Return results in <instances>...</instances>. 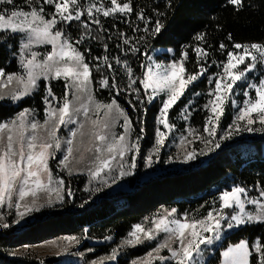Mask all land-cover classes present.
I'll return each instance as SVG.
<instances>
[{
  "label": "snow or ice",
  "instance_id": "1",
  "mask_svg": "<svg viewBox=\"0 0 264 264\" xmlns=\"http://www.w3.org/2000/svg\"><path fill=\"white\" fill-rule=\"evenodd\" d=\"M228 2L236 10L245 6L244 0ZM46 6H50L51 11ZM134 11L132 0H108L107 4L99 6L90 0L86 11L80 0H24V6H17L16 0H0V35L10 33L9 38L20 37L19 64L22 70L11 74L0 70V99L5 98L3 89L13 84L16 87L7 96L13 101H19L32 95L40 86L38 81L64 80L62 97H57L50 83L45 85L43 124L35 119L34 110L29 109L20 111L10 123H0V208H15L17 223L29 210L35 208L40 193L46 194L49 204L53 203V194L56 202H64L65 181L54 177L49 166V160L56 158V151L64 152L59 166L61 171L67 170L69 175L73 172V164H84L92 179L102 177L105 172L118 173L121 177L132 174L131 170L137 166L135 153L139 152V141L145 129L140 127V134L134 136L133 120L115 98L121 94L135 95V103L128 101L133 111H139L138 106L159 100L156 124L171 131L174 125L170 122V110L185 95L190 85L195 86L205 77L209 87L204 93L207 102L203 109L207 113L203 133L207 135L198 134L195 129L189 128V136L199 139L205 146L214 144L215 148H219L220 143L216 142L217 129L229 103L236 114L232 124L223 130L220 140L229 139L243 131L264 132V44L257 42H234L232 50H229V45L221 43L219 49L222 55L226 54V59L212 60L211 64L207 63L209 52L196 46L192 50L196 54L198 71L187 74L184 62L188 59V51L181 54L180 60L170 64H161L148 57L151 62L140 65L144 70L142 75H137L128 60L118 55L115 57V65L122 66L127 84L121 86L115 75L111 78L102 76L98 81L100 87L112 91L114 98L107 103L97 100L91 89L92 69L79 46L90 35L89 24L102 28L99 14L109 17L118 13L128 17ZM157 15L163 16L164 13ZM82 16L87 17V23L82 20ZM136 16L138 20L145 22V26L141 28L137 25L133 31L142 32L143 35L133 38L123 32L118 33L120 43L116 47L123 56L140 54L141 45L146 48L148 39L156 37L165 27L162 20L152 21L142 11L136 13ZM74 21H79L85 29L76 39L68 31ZM196 40L203 42L205 36L198 35ZM228 40L232 41L231 35ZM41 47L43 51L36 50ZM104 49L108 51L107 44ZM87 51L90 52V49ZM103 60L106 67L115 73L116 69L109 62V57L106 55ZM212 65L218 71L209 73ZM96 71H99V67ZM253 73L256 75L253 76ZM238 82L245 97L239 103L235 98L241 94L236 91ZM194 94L202 95L201 92ZM53 102H56V106H53ZM189 115L186 107L181 114L182 119L187 120ZM121 120L123 123H120ZM257 122L260 127L254 128L253 125ZM140 123L143 124V121ZM71 124L78 127L70 129L69 138L61 140L57 137L56 133L61 125L67 127ZM117 125L123 129L122 133L115 131ZM41 128L46 130V136L40 134ZM77 136L80 137L79 146ZM85 136L88 137L87 145ZM154 139V152L158 154L167 139L165 131L157 127ZM186 140L184 137L181 142ZM62 144L66 146L63 149ZM85 153L91 155L86 157ZM129 154H132L130 159L127 158ZM200 154L207 153L202 149ZM196 157L195 149L188 151L184 162ZM147 163L151 166V156L147 158ZM104 182L107 183L106 180ZM258 191V196L250 195L245 187L234 186L230 191H224L219 196L218 206L214 203L202 218H190L186 214L183 218H177V210L172 209L165 215L148 221L147 227L137 223L128 233V238L119 248H113L111 255L105 259L115 262L120 249L156 241L160 233H164L162 240L144 256L132 259L131 264H200L199 258L203 255L201 245L221 241L225 229L264 223V186H258ZM67 195H72L71 189H68ZM29 197L31 202L24 204V211H21L22 202ZM246 205L253 207L247 210ZM2 226L8 227L7 224ZM208 233L212 235H206ZM64 239L79 242L75 236ZM220 256V264H264V238L258 236L252 241L240 239L228 244Z\"/></svg>",
  "mask_w": 264,
  "mask_h": 264
},
{
  "label": "trees",
  "instance_id": "2",
  "mask_svg": "<svg viewBox=\"0 0 264 264\" xmlns=\"http://www.w3.org/2000/svg\"><path fill=\"white\" fill-rule=\"evenodd\" d=\"M90 0H80L85 11ZM91 2L107 4L108 0H91ZM17 6H24V0H16ZM135 11L128 17L120 14L103 17L100 26L89 24L90 35L79 48L85 53L87 62L93 73V94L97 100L107 103L114 98V93L107 88H101L98 81L102 76L111 78L113 75L121 84L126 86L127 79L123 74L122 66L115 65V57L121 56L128 60L137 75H142L141 64H146L148 57L154 56L159 49H170L176 59L182 58L181 54L188 51V59L184 62L186 74L198 71L197 58L192 50L196 46L209 52L208 64L212 60L226 59L219 49L221 43L229 45L252 42L264 44V0H244L241 10L231 5L228 0H132ZM169 3L171 6L169 7ZM11 7V6H6ZM51 11L50 6H46ZM143 12L145 17L155 21L162 20L164 29L156 37H150L147 47L141 45V53L123 56L116 47L120 40L118 33L123 32L130 37L143 35L133 29L139 25L145 26L143 20H138L136 13ZM157 13H164L158 16ZM82 20L88 22L86 16ZM69 34L78 38L85 32L79 21H74L68 28ZM203 34L205 41H197L196 37ZM232 36V41L228 36ZM11 34L0 35V70L5 73H18L20 65L18 54L20 50V37L9 38ZM91 37H99L92 39ZM108 45L105 51L104 45ZM90 49V52L87 50ZM109 57V62L116 69L115 73L104 64V56ZM99 58V59H97ZM99 67V71L96 68ZM218 71L215 65L209 68V73ZM199 86H204L206 78ZM40 81L35 93L24 99L13 102L0 101V123L18 115L24 109L34 110L37 117L42 120L45 116L46 105L43 97L46 95L45 85ZM57 97H62L64 80L50 83ZM200 89L198 87L195 92ZM143 91V90H142ZM191 93L183 96L169 112V118L178 126H185L187 120L182 119V112L186 102H189ZM133 120L134 136L139 133L140 127L145 131L139 141L143 150L150 147L154 137L156 116L159 104L157 102L140 107L133 111L128 101L135 103V95L121 94L115 97ZM227 106L223 116V126L229 125L232 115ZM197 114H195V117ZM139 118V119H138ZM143 121V124L140 121ZM52 172L65 181V187L71 189L74 196H80L84 189V179L70 178L50 163ZM234 186H243L249 190L250 195L258 196V186H264V139L240 141L228 144L214 152L204 163L184 171H175L159 175L138 186L130 193H117L113 195H100L81 207H68L63 212H55L19 230H0V264H25L19 259L7 258L6 251L37 244L46 240L66 235H83L93 241L109 240V244H99L96 248L97 257L108 253L119 241L124 239L133 226L140 223L143 218L159 208L176 209L177 213H197L201 210L203 217L211 210L214 203L218 206L219 196L224 191H230ZM77 192V194L75 193ZM199 212V214H200ZM264 238V223L250 224L239 227L234 232L227 234L219 248L210 256L206 264H220L221 251L231 243L240 239L252 241L256 237ZM111 237V239H107ZM151 247L141 245L131 250L124 251L119 264H127L132 259L144 256ZM46 264H54V259H46Z\"/></svg>",
  "mask_w": 264,
  "mask_h": 264
},
{
  "label": "rangeland",
  "instance_id": "3",
  "mask_svg": "<svg viewBox=\"0 0 264 264\" xmlns=\"http://www.w3.org/2000/svg\"><path fill=\"white\" fill-rule=\"evenodd\" d=\"M36 50L43 51L44 49L43 47H41ZM155 53L159 55V58L154 59V56H152L151 59L161 64H170L173 61L178 60L174 57L173 51L170 49H159V50H156ZM19 54H20V50H19ZM19 54H18V61H19ZM150 62L151 61L147 60V63H150ZM21 71L22 70L20 67L19 72ZM252 75L255 76L256 74L253 73ZM60 80H63V79H60ZM202 80L204 79L201 78L200 81L195 84V86L190 85L184 95L185 97L187 96L188 93H191L189 102H186V105L184 106V109L187 107L190 112V115L187 119V122L185 123V126L184 127L183 126L180 127V125L176 126L172 122V120H170V122L174 125V128L171 131H169V130L163 129L162 125H157L155 123L154 134H155V129L157 127H160L162 131H165L166 136H167V139L165 140V144L162 148H160L157 154L154 152V148H155L154 137H153V141L150 147L145 150L141 148V144L139 142V152L135 153L137 166L135 169L131 170L132 171L131 175H124L123 177H121L118 175V173L105 172L102 174V177L92 179L89 176L88 171L84 168V164L71 165V167L73 168V172L71 175H69L67 170L61 171V168L59 166V160L64 155V152L56 151L55 152L56 158L49 160V166H50V163L54 161V166L59 171L64 173L65 176H68L70 178L84 179L85 185H84L83 192H81L80 196L78 195L74 196V194L72 193V195L69 197L67 195L68 190L64 186V190H63L64 202L63 203L56 202L55 194H53V203L51 204L48 203L46 194L40 193L38 199L35 202V205H36L35 208L32 210H29L27 214L25 215V217L19 221V223H17L18 215H17V210L15 208L9 209L6 206L4 208H0V230H10V229L19 230L27 225L34 223L38 219L44 218L55 212H63L64 210L69 209L68 207L78 208V207L84 206L89 201L96 199V197L100 195H113L117 193L133 192L141 184L159 175L172 173L175 171L188 170V169L194 168L206 162L214 154L216 150L222 147H225L228 144H232V143H236L240 141H251L254 139H264V132L243 131V132H239V133L232 135L231 138L229 139L220 140V136L223 130L227 129L229 125L232 124L234 116L236 114V110L231 106V104L229 105V109L231 111L232 118H231L229 125H227V127L223 126V116H222L221 125L217 129L216 142L220 143L219 148H215L214 144H208L207 146H205L203 143L200 142L199 139L189 136L188 135L189 128L195 129L198 134H203L204 136L207 135L206 133H203V124H204L205 115L207 113V110L203 109V105L207 102V97L206 95H204V93H206V89L209 86L206 84V82L204 86L203 85L199 86L201 85L200 83L202 82ZM54 81H57V80L44 81V82L49 84ZM39 83L40 81H38V84ZM15 87L16 85L13 84V85H10L9 88L3 89V94L5 95V98L0 99V101L2 100L13 101L10 98H8L7 93ZM198 87H200V89L197 92L202 93V95L200 96H196L194 94L195 90ZM37 89L33 93H35ZM91 89L93 91L92 86H91ZM236 91L241 94L237 95L235 98L237 99L238 103L242 102L245 99V97H243L242 95V89L240 86V82H238ZM182 98L183 96L181 97V99ZM13 102H18V101H13ZM156 102L159 104V100H157ZM53 106H56V102H53ZM195 114H197L196 117H195ZM16 116L17 115H15L14 117L10 119H7L4 122L10 123ZM30 118L31 117H29V119ZM35 119L39 120L40 123L43 124L45 116L42 120H40L37 117V114L35 113ZM80 119H83V117H80ZM120 123H123V121L121 120ZM77 127L78 125H75V124L68 125L67 127L61 125L56 135L61 140H66L70 136V129L75 130ZM253 127L259 128L260 125L257 122V124L253 125ZM39 131L42 136H46V130L44 128H41ZM115 131L119 134L123 132V129L119 125H117V127L115 128ZM184 137H186L187 140L186 142L182 143L181 141H182V138ZM79 140H80V137L77 136L76 138L77 146H79ZM84 141H85V145H87V142H88L87 136L84 137ZM64 147L66 146L62 144L61 148L63 149ZM193 149H195L197 152L196 159L184 162L186 152L192 151ZM202 149L206 151L207 153L206 155L200 154ZM50 151H53V150H50ZM76 155H79V153H76ZM90 155H91L90 153H85L86 157ZM131 155L132 154H129L127 158L130 159ZM149 156L152 157L151 166H149L147 163V158ZM50 169H51V166H50ZM53 176L56 178L62 179L60 178V176H56L54 173H53ZM105 180L107 181V183L104 182ZM96 189H99V190L97 191ZM75 193L77 194V192ZM30 202H31V197L27 198L24 202H22V207L20 210L24 211L23 205L29 204ZM252 207L253 206L251 205H246L247 210H251ZM170 211H171L170 209L159 208L158 210H155L153 213L143 218V220L140 223L144 224L147 227L149 226L148 221L159 218L160 216H163L167 212H170ZM200 211L201 210H199V212ZM199 212L187 213L186 215L190 218L191 217L202 218L201 212L200 214ZM176 216L177 218H183L185 214L180 215L176 212ZM4 224H7L8 227L6 228L3 227L2 225ZM238 228H234L232 230L225 229V232L223 233L221 241H217L216 243L211 244V245H201V248L203 249V255L202 257L199 258L200 264H206L208 258L210 256H213L214 252L222 244L223 240L225 239V236L227 234L234 232ZM164 235H165L164 233H160L156 241L146 242L145 245H149L152 249L160 240L163 239ZM206 235L211 236L212 233H208ZM70 236L77 237L79 242L78 243L68 242L64 239L65 237H70ZM127 238H128V235L124 239L119 241L114 247H112L108 253L99 255L97 257L93 256L96 253V249H97L96 247L99 244L108 245L110 243L109 240L92 242L85 236V234L66 235V236H61L57 238H52V239L46 240L41 243L27 245L21 248H16L10 251H6L5 256L7 258L19 259L25 264H41V262H43V264H46L44 263L46 259H54V262H55L54 264H93V262H96V264H101V262H103V264H119V261H121L122 259L121 256L123 257L124 251L131 250V249L141 246V245H137L136 247H125L123 249H120L118 260L115 262L105 259L106 257L111 255V251L113 248H119L122 242ZM193 255H194V258H196V254L194 253ZM127 264H131V261Z\"/></svg>",
  "mask_w": 264,
  "mask_h": 264
}]
</instances>
